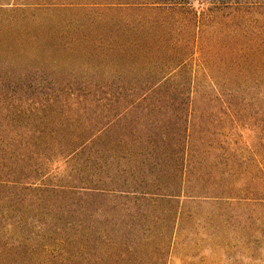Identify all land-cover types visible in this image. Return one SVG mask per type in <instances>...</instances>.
<instances>
[{
    "label": "trees",
    "instance_id": "1",
    "mask_svg": "<svg viewBox=\"0 0 264 264\" xmlns=\"http://www.w3.org/2000/svg\"><path fill=\"white\" fill-rule=\"evenodd\" d=\"M204 1L203 12L193 6L203 0L89 2L102 19L111 16L97 47L126 56L132 75L144 68L129 89L134 102L120 110L131 121L117 116V153L110 117L125 98L111 84L81 85L89 118L60 109L64 128L51 116L62 89L42 100L0 86V264H165L166 229L175 228L182 197L220 206L223 182L251 162L264 184V0ZM192 62L207 84L200 106L188 96ZM243 121L258 140L235 156L221 130ZM63 155L68 171L46 184L42 169ZM114 158L125 162L115 169ZM115 200L122 210L158 207L172 216L161 230L130 225L112 235L95 216Z\"/></svg>",
    "mask_w": 264,
    "mask_h": 264
},
{
    "label": "rangeland",
    "instance_id": "2",
    "mask_svg": "<svg viewBox=\"0 0 264 264\" xmlns=\"http://www.w3.org/2000/svg\"><path fill=\"white\" fill-rule=\"evenodd\" d=\"M89 2L91 0H0V86L13 89L16 96L30 93L42 100L62 89L63 94L54 104L51 116L56 120L55 126L64 128V113L60 114V109L71 116L69 119L76 118L75 113L79 111L82 120L89 118L83 113L84 107L90 104L83 99L86 92H82L81 85L111 84L113 95L122 93L125 98L124 102L117 103L121 105L110 117L113 123L111 143L117 153L122 133L121 126L116 124L117 116H127V124L131 121L130 110H120L125 106L129 108L134 102L135 97L128 96L133 94L129 89L133 81L143 80L140 72L144 68L134 66L132 75L125 62L126 56L123 58L118 50L106 52L97 47L98 34L107 36L111 16L107 14L102 19L98 7L90 6ZM203 2L202 6L194 2V8L205 11L208 6ZM197 65L198 62L188 65V70L196 76L188 87V96L194 106H200L208 91ZM244 124L245 121L221 130L226 136L219 140L226 141L228 148L236 152L235 156L246 154L244 147L254 146L258 140V133ZM126 140L127 143L132 141L131 137ZM66 160L67 156L63 155L59 161H52L42 169L46 184L51 176H62L68 171L70 164ZM124 162L114 158L112 166L116 169ZM254 167L251 162L245 170L237 169L235 178L223 182L224 195L221 196L226 198L220 206L189 199L187 195L179 200L176 226L170 228V223L166 229L171 246L165 264H264V235L260 236V232L264 234V203H259L264 200L258 197L264 184L258 182ZM127 174L124 178L127 176L130 180ZM122 202L113 201L110 208L95 216L98 225L107 220L112 235L130 225L143 231L147 228L161 230L167 227L161 220L172 216L158 207L122 210L119 205ZM51 249L47 247V251Z\"/></svg>",
    "mask_w": 264,
    "mask_h": 264
}]
</instances>
